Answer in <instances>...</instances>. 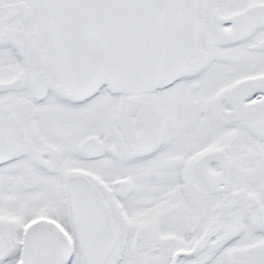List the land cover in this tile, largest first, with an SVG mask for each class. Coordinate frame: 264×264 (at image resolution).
Returning <instances> with one entry per match:
<instances>
[{"label": "snow or ice", "instance_id": "snow-or-ice-1", "mask_svg": "<svg viewBox=\"0 0 264 264\" xmlns=\"http://www.w3.org/2000/svg\"><path fill=\"white\" fill-rule=\"evenodd\" d=\"M0 264H264V0H0Z\"/></svg>", "mask_w": 264, "mask_h": 264}]
</instances>
